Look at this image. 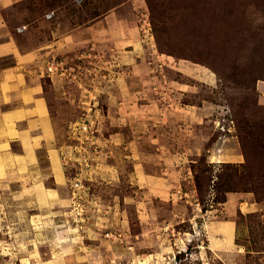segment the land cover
Returning <instances> with one entry per match:
<instances>
[{
    "label": "rangeland",
    "instance_id": "374dc122",
    "mask_svg": "<svg viewBox=\"0 0 264 264\" xmlns=\"http://www.w3.org/2000/svg\"><path fill=\"white\" fill-rule=\"evenodd\" d=\"M2 14L27 49L51 43L34 68L66 183L47 182L63 206H10L16 182L1 179L0 264H264V0ZM84 122L96 144L77 152Z\"/></svg>",
    "mask_w": 264,
    "mask_h": 264
},
{
    "label": "crops",
    "instance_id": "0c3cea01",
    "mask_svg": "<svg viewBox=\"0 0 264 264\" xmlns=\"http://www.w3.org/2000/svg\"><path fill=\"white\" fill-rule=\"evenodd\" d=\"M23 1L0 0V183L1 179L16 182L7 192L10 206H63L65 200L47 182L66 183L64 155L43 83L34 68L51 43L27 49L2 14ZM5 61L14 65L2 67Z\"/></svg>",
    "mask_w": 264,
    "mask_h": 264
},
{
    "label": "built area",
    "instance_id": "2783aa9c",
    "mask_svg": "<svg viewBox=\"0 0 264 264\" xmlns=\"http://www.w3.org/2000/svg\"><path fill=\"white\" fill-rule=\"evenodd\" d=\"M53 17V14H48L46 16L47 19H51ZM56 68L53 66L48 67V72L49 73H54V70ZM73 134L75 137H77V140L81 143L79 147H76V150L78 152V150L80 148H90L93 147V145H95L96 143L94 142V133L93 130L91 128V126L87 125L86 122L82 123V124H77L74 126L73 128ZM85 159V158H84ZM88 159H85L84 162L87 164L88 163ZM74 194L79 195V197H82V194L86 193V186L83 184V182L81 181H76L73 184L72 187ZM107 238L111 239L113 237V234L107 231L106 234Z\"/></svg>",
    "mask_w": 264,
    "mask_h": 264
},
{
    "label": "bare ground",
    "instance_id": "6f19581e",
    "mask_svg": "<svg viewBox=\"0 0 264 264\" xmlns=\"http://www.w3.org/2000/svg\"><path fill=\"white\" fill-rule=\"evenodd\" d=\"M67 206H69V203L67 202Z\"/></svg>",
    "mask_w": 264,
    "mask_h": 264
}]
</instances>
